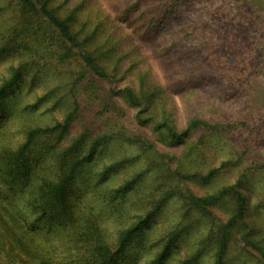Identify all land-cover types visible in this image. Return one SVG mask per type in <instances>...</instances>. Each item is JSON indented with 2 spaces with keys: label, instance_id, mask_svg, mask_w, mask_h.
Masks as SVG:
<instances>
[{
  "label": "trees",
  "instance_id": "1",
  "mask_svg": "<svg viewBox=\"0 0 264 264\" xmlns=\"http://www.w3.org/2000/svg\"><path fill=\"white\" fill-rule=\"evenodd\" d=\"M219 1L220 10L216 0H201L193 16L181 7L194 0H159V5L162 18L180 16V29L196 25L189 39L197 47L207 48L226 28L221 47L232 51L255 42L264 48L254 38L264 35V0ZM204 16L211 22L202 30ZM0 20V58L17 59L0 80V113L7 105L18 109L16 90L29 73L57 75L33 103H22L18 135L7 123L0 125V186L6 189H0V264H141L144 239L172 202L179 218L151 245L149 264H264V213L252 209L249 195L253 178L264 174L263 153L255 145L264 140L259 104L252 99L243 115L197 114L179 127L173 91L150 61L135 55L137 46L127 44L101 0H0ZM125 81L130 84L122 86ZM52 98L60 118L52 113L35 122L33 112ZM197 132L246 146L238 159L202 171L204 151L192 139ZM120 146L135 152L95 168L105 150ZM247 155L251 158L233 182L204 194L190 187L209 185L221 169L241 166ZM124 168L130 176L103 186ZM141 185L147 187L141 208L109 233L96 203L122 205ZM194 222L204 229L189 252L173 261L176 245Z\"/></svg>",
  "mask_w": 264,
  "mask_h": 264
},
{
  "label": "rangeland",
  "instance_id": "2",
  "mask_svg": "<svg viewBox=\"0 0 264 264\" xmlns=\"http://www.w3.org/2000/svg\"><path fill=\"white\" fill-rule=\"evenodd\" d=\"M101 1L109 8L112 17L121 25L123 30L121 32L128 40L127 44L130 43L131 46L132 44L137 46V49H134L137 51L135 55L145 57L147 62L150 61L163 84L168 85V88L173 91V100L175 102L174 119L179 127H184L187 119L197 114H203V116L211 118L228 116L230 112L243 115L244 111H246L245 109L250 107L248 104L251 103L252 99L256 104H259L258 106L262 107L258 110V112L260 111L259 120L264 117L263 47L251 41L254 44L253 47L252 44L247 46L245 45L246 43H243L247 46L246 48H235L229 51L227 48L221 47V44L227 42L225 40L228 38V30L224 28L221 33L218 32V40L206 45L210 49L208 47L200 48L189 39V33L193 29H197L196 25H189V29L183 30L180 29L181 24L179 23L180 20H178L180 16L165 15L166 17L162 18L163 10L159 5V0ZM194 1L181 7V9L190 8L188 10L190 16L199 13L198 10L201 7V0ZM210 1L213 2V0ZM216 2V7L218 9L221 8L222 4H220V1L216 0ZM191 5H194V7ZM233 12H235L234 9ZM218 14L219 16L223 15V13ZM210 20V16H204L202 30L208 27ZM216 31L220 30L213 27L212 32ZM263 36L262 34H256L254 38L259 39V42H264L261 40ZM216 48L219 50L214 51ZM201 56H205V63L204 58ZM16 63L17 59L13 56L0 58V80L9 73L10 67ZM232 69H236V75L234 73L233 77L230 74ZM56 77L57 75L50 76L46 72L36 76H33V73H29L22 85L16 90L17 95L21 96V103H19L18 109L15 110L10 105H7L5 110L0 113V125L7 123L9 128L14 131V133L12 132L13 135H18L17 132L23 120V114L19 111L22 103H33L38 96L48 90L53 79L57 81ZM129 84L128 81H125L122 86ZM54 103L55 99L52 98L40 105L33 112L35 122L48 120L52 117V113L60 118V108L54 106ZM192 139L204 151V154L200 155L203 156L202 160L205 163L203 168H201L202 171H206L205 169L209 167L219 166L224 159H238L240 153H242V147L246 146L243 141H226L216 136L203 137L202 132H197ZM255 145L256 152H262L264 157V140ZM159 150H164V146L159 145ZM126 151L131 152V154L135 152V150L129 149L127 146L105 150L95 168H103L104 165L113 161V158L121 156ZM249 158L251 156H245V161H243L241 166L221 169L217 177L209 185L191 183L190 187L195 193L204 194L212 186L233 182L245 165L244 162ZM128 176H130V171L127 168L121 169L113 173L103 186H117ZM0 189L6 190L3 185L0 186ZM92 194L93 192H89V195ZM249 195L252 209L264 213V174L256 175L253 178L249 186ZM143 197L147 198V187L145 185H141L137 193L129 195L122 205L111 207L101 202L96 203L102 212L101 222L107 231L112 234L116 233L119 227L127 224L134 215L133 213L141 208L140 201ZM216 212L220 215L223 214L221 210ZM179 215V208L176 202L168 205L159 215L142 244L144 249L141 251V264H149L148 261L153 258L154 254L151 245H154L157 240L168 233L175 220H178ZM199 228L204 229L203 225L194 222L190 234L182 236L176 245L173 261L189 252Z\"/></svg>",
  "mask_w": 264,
  "mask_h": 264
}]
</instances>
